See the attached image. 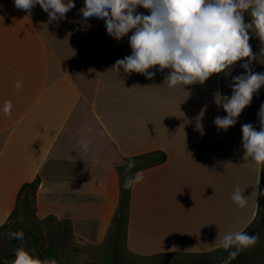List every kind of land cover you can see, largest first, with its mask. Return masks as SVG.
<instances>
[{
	"label": "crops",
	"instance_id": "0c3cea01",
	"mask_svg": "<svg viewBox=\"0 0 264 264\" xmlns=\"http://www.w3.org/2000/svg\"><path fill=\"white\" fill-rule=\"evenodd\" d=\"M83 6L75 0L64 19L49 23L39 5L26 11L0 0V226L26 196L25 184L39 179L37 216L70 222L75 251L107 249L122 200L119 167L165 153V161L135 170L144 179L130 192L125 251L149 257L223 249L227 233L247 232L257 220L261 167L235 185L247 199L240 208L224 191L217 150L187 148L194 86L169 88L168 69L148 79L113 68L131 55L132 33L117 40L103 24L80 29ZM7 101L11 116L2 111ZM84 141L88 151H78ZM176 141L184 147L173 148Z\"/></svg>",
	"mask_w": 264,
	"mask_h": 264
},
{
	"label": "clouds",
	"instance_id": "9594fccd",
	"mask_svg": "<svg viewBox=\"0 0 264 264\" xmlns=\"http://www.w3.org/2000/svg\"><path fill=\"white\" fill-rule=\"evenodd\" d=\"M13 3L17 9L26 11L39 5L48 13L49 23L64 19L75 7V0H13ZM140 8L149 10L150 14L139 12ZM246 11L252 17L250 23H245ZM79 12L82 17L79 27L84 31L95 22L103 24L105 32L117 40L132 33L129 37L131 55L117 60L113 68L127 74H144L148 79H152L156 71L168 69L165 83L169 88L204 84L213 74L227 72L236 62L248 58L240 65L245 72L232 78V95L221 97L218 102L227 113L215 118L218 130L226 132L234 127L241 113L252 103L254 94L264 86V73L252 70L254 57L249 45V30H254L264 42V0H84ZM21 86L17 82L16 88ZM12 108L11 101L5 102L3 114L11 116ZM258 120V130L251 123L242 125V148L245 160L250 159L257 167H262L264 103L260 105ZM88 148V142L84 141L78 151L87 152ZM135 167L136 161L129 159L123 183L125 190L144 179L143 170L132 172ZM231 198L240 208L247 205L239 187ZM10 238L23 240L24 233H12ZM257 241L258 236L243 230L227 233L220 242V247L228 252L223 264H231ZM11 264H32V257L24 248H17Z\"/></svg>",
	"mask_w": 264,
	"mask_h": 264
},
{
	"label": "rangeland",
	"instance_id": "374dc122",
	"mask_svg": "<svg viewBox=\"0 0 264 264\" xmlns=\"http://www.w3.org/2000/svg\"><path fill=\"white\" fill-rule=\"evenodd\" d=\"M247 17L245 23H250L252 17L250 14ZM249 36V45L254 57L251 62L252 70L264 73V42L254 30H249ZM247 59L236 62L227 72L213 74L204 84H193L190 103L192 123L187 148L192 151L199 149L209 151L213 148L217 150L218 158L222 162L224 181L229 184L224 191L227 193L230 190V195L237 188L235 185L238 182L248 180L253 170L255 174L260 168L250 159L243 158L239 121L245 114L241 128L242 125L251 123L257 130L259 129L258 112L260 105L264 103L262 101L264 86L258 94H254L252 103L244 109L234 127L225 132L218 130L214 124L216 117L227 115L218 103L222 97L220 92L223 96L232 95V78L245 72L240 65ZM196 132L201 133L203 137L195 139ZM177 143L184 145V141H176L173 148L184 147ZM259 175L261 193L264 192V166L259 170ZM27 191L28 196L21 197V202L10 221L0 226V264H11V261L15 259L16 249L20 247L30 253L32 264H223L228 256V252L221 249L210 253H169L138 257L125 251V226L120 231L119 240L115 242L116 224L107 239V249L93 251L79 246L78 251H75L76 247L70 248L73 242L70 222L59 221L51 216L39 218L35 211L34 193L30 188ZM14 231H22L23 240L17 239L16 242H11L9 234ZM247 233L258 236L257 243L242 251L231 264H264V195L260 194L257 220L249 226ZM42 258H46V262L42 261Z\"/></svg>",
	"mask_w": 264,
	"mask_h": 264
},
{
	"label": "trees",
	"instance_id": "16d2710c",
	"mask_svg": "<svg viewBox=\"0 0 264 264\" xmlns=\"http://www.w3.org/2000/svg\"><path fill=\"white\" fill-rule=\"evenodd\" d=\"M262 101L264 102V90L262 92ZM158 153V152H156ZM146 154L144 155H139L137 156V159H141L143 157H145ZM158 159L155 160V161H147V162H144V163H138L139 166H136L132 172H134L137 168H145V167H149L153 164H156V163H161L163 161L166 160L167 156L165 153H161V156H158L157 157ZM120 169V172H121V175H122V200H121V204H120V207H119V211L117 213V216L115 218V224L117 225V230L115 232V242L119 240V237H120V231L121 229L125 226L126 224V221H127V212H128V208H129V203H130V192H131V189H128V190H125L123 188V183H124V179H125V169H126V166L125 167H119ZM131 174V173H129ZM38 185H39V179H36L35 181H33L32 183H26L25 186L23 187V189L21 190V194L22 192H24V190H28L29 188L32 189L33 193H35V191L37 190L38 188ZM26 197L28 196V191L26 192ZM18 231H14V232H11L9 234V240L11 242H16L17 239L15 238H10L11 234L12 233H17ZM42 261H45L46 262V258H42L41 259Z\"/></svg>",
	"mask_w": 264,
	"mask_h": 264
}]
</instances>
